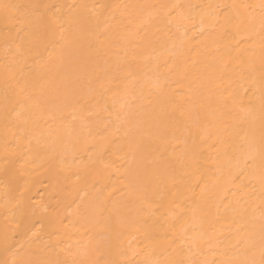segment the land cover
<instances>
[{"label":"bare ground","instance_id":"1","mask_svg":"<svg viewBox=\"0 0 264 264\" xmlns=\"http://www.w3.org/2000/svg\"><path fill=\"white\" fill-rule=\"evenodd\" d=\"M4 4L0 260L264 264L261 0Z\"/></svg>","mask_w":264,"mask_h":264},{"label":"snow or ice","instance_id":"2","mask_svg":"<svg viewBox=\"0 0 264 264\" xmlns=\"http://www.w3.org/2000/svg\"><path fill=\"white\" fill-rule=\"evenodd\" d=\"M21 7L22 6L15 5V4H4V5L0 6V8L3 9L4 16L6 19H15L16 17L14 16V13L19 12L21 10ZM259 7L262 10H264V0H261V4L259 5ZM39 23L40 24H46L47 23L46 18H44V17L40 18ZM46 40L47 41H53V42L55 41V30H54V28L48 29ZM40 207L44 211H47V208L44 205H41ZM30 220H31L30 214H28L22 210L19 211V215L16 218H14V220H13V227L10 230H5L2 238H0V245L3 246L5 252H8L11 250L10 245H11V242H12L15 234L22 233V232L29 230ZM0 264H39V262L34 261V260H16V259L8 260V259H3V260H0ZM55 264H67V262L66 261L65 262L57 261V262H55ZM73 264H75V262H73ZM170 264H183V262L182 261L170 262Z\"/></svg>","mask_w":264,"mask_h":264}]
</instances>
